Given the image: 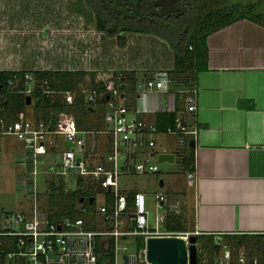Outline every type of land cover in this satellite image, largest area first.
I'll return each mask as SVG.
<instances>
[{
  "label": "built area",
  "instance_id": "1",
  "mask_svg": "<svg viewBox=\"0 0 264 264\" xmlns=\"http://www.w3.org/2000/svg\"><path fill=\"white\" fill-rule=\"evenodd\" d=\"M96 74L102 87L84 86L81 93L85 102L102 115L103 126L99 129L80 127L73 112L67 109L44 118L34 107L36 99L32 96L38 92L52 98L59 96L66 104L74 103L75 92L44 88L30 70L6 82L9 91L31 97L26 108L15 114L17 119L0 117V135L13 136L23 143L18 180L23 191L33 194L29 208L0 212V255L4 254L11 264H151L147 257L149 237L178 235L188 244L191 234L201 233L164 229L163 207L168 200L165 192L155 194L154 204L162 214L152 223L147 193L122 187L135 175H159V134H172L180 145L187 135L196 137L197 131L182 119L161 130L155 122L140 117L148 111L140 107L141 100L149 94L172 92L169 72L156 71L140 82L132 107L127 105V84L122 73ZM102 99L104 108L99 109ZM187 101V110L195 112L194 99L189 97ZM174 110L172 107L169 112ZM39 176L45 189L51 180L62 179L66 188H94L96 195L81 196V215L51 220L39 205ZM188 176L195 178L196 173ZM98 195L101 202L97 201ZM212 234L218 247L212 255L198 247L197 264H264V248L250 253L222 241L223 233Z\"/></svg>",
  "mask_w": 264,
  "mask_h": 264
},
{
  "label": "crops",
  "instance_id": "2",
  "mask_svg": "<svg viewBox=\"0 0 264 264\" xmlns=\"http://www.w3.org/2000/svg\"><path fill=\"white\" fill-rule=\"evenodd\" d=\"M12 1L0 0V70H136L145 75L174 66L173 50L162 58L167 64L151 62L149 43L157 38L151 33H126V44L121 45L117 36L99 31L95 14L84 0L78 12L71 9L85 17L44 18L41 10L50 11L45 5L30 16L28 26L17 29L13 20L18 17L10 12ZM52 33L58 35L55 42L65 55L59 60L53 53L41 56L35 51L49 42ZM21 39L28 57L23 50L21 55L9 52L14 45L23 46ZM208 45L209 67L199 74L197 110L178 116L197 131L196 177L190 182L195 228L211 234L264 233V25L248 18L237 20L213 32ZM133 49L140 51L135 57L130 56ZM139 105L148 109L140 117L155 122L157 113L175 107L174 95L149 94ZM175 147L163 152H173ZM19 170L18 176L20 165ZM163 183L161 188L166 187L164 179ZM122 187L141 190L131 181ZM167 190L176 189L168 186Z\"/></svg>",
  "mask_w": 264,
  "mask_h": 264
},
{
  "label": "trees",
  "instance_id": "3",
  "mask_svg": "<svg viewBox=\"0 0 264 264\" xmlns=\"http://www.w3.org/2000/svg\"><path fill=\"white\" fill-rule=\"evenodd\" d=\"M95 14L96 28L109 36H117L121 45L126 44V33H152L167 40L173 50L174 66L169 70L171 90L175 96V110L156 115V125L164 130L173 125L187 111L188 98L197 103L199 74L209 67L208 37L229 24L248 18L264 25V0L248 3L231 0H86ZM192 47V48H191ZM26 70H0V117L17 119L16 113L27 106V97L11 92L6 82L14 75L21 76ZM43 84L44 88L59 91H73L76 99L73 104H66L61 98L36 93L35 109L44 117L52 112L67 109L76 117L84 129L103 126L102 115L96 108L90 107L84 100L81 90L84 86L101 88L97 74L84 70H30ZM127 93V105L132 107L138 92V84L154 73H145L141 77L136 70H120ZM105 99L99 101V109L104 108ZM181 119V118H180ZM184 120V118H182ZM200 124H198L199 126ZM202 126V125H201ZM179 172L188 175L196 173L195 140L187 135L184 143L178 144L173 151ZM159 174V173H158ZM64 180H51L41 192L39 203L51 220L65 216L81 215L79 203L81 196L96 195V190L83 187L66 188ZM131 195V193H129ZM167 205H164V229L169 231H196L195 213L193 221L187 217L185 206H177V192L167 190ZM89 207L88 203H85ZM222 241L235 248H245L250 253L264 248V233H223ZM198 247L202 252L212 255L215 248V234L200 233ZM140 245H144L139 239ZM4 254L0 255V264H6Z\"/></svg>",
  "mask_w": 264,
  "mask_h": 264
},
{
  "label": "rangeland",
  "instance_id": "4",
  "mask_svg": "<svg viewBox=\"0 0 264 264\" xmlns=\"http://www.w3.org/2000/svg\"><path fill=\"white\" fill-rule=\"evenodd\" d=\"M231 1H237V0H231ZM238 1H241L243 3H248L255 0H238ZM81 3L82 0H73V1L13 0L12 3L10 4L11 5L10 12H15L16 17H18L17 20H13L15 22L14 25L16 26L17 29L20 28L19 26L22 25L23 28L26 25L28 26L29 23L27 21L32 20L30 16L32 14H36V12H38V9L41 8L42 6L44 7L45 5H49L50 11L47 10L45 11V9L44 11L41 10V13H43L44 18L60 17L61 19V16L63 18L65 16V19L68 20L69 18L85 17L83 14L81 15L73 11L76 10L78 12L80 10ZM32 6H33L32 10H30V7ZM9 20L10 19H7V21ZM6 24H8V22H6ZM18 31L19 30H16L15 33ZM19 33L21 32L19 31ZM18 36H19L18 38L22 37V35H18ZM155 36L157 38L154 41H151V43H149L151 49L149 50L150 54L148 57L151 60V62L154 63V65H156V63L165 65L167 64L165 63L166 60H162V58L164 56L166 57L167 54H170L172 48L170 44L167 43L166 39L158 35ZM56 38H58V35L56 33L55 34L52 33L49 38L50 39L49 42L47 44L46 42H44L41 45V47H38V49L36 48L37 50L35 51H37L38 54H40L41 56H47L48 54L53 53L52 57L56 56V58H58L59 60L60 56L64 55V53L63 51L60 52L59 44L55 42ZM157 39H160V42L157 41ZM20 45H23L22 39ZM47 45L49 47L48 49H46ZM22 50H23L22 55L24 54L28 57L27 54L29 51L26 49V46L24 45L21 47L14 45L13 47H10L9 52L13 54L21 55ZM138 52L140 51H138L137 49H133L130 51L131 53L130 56L135 57V55H137ZM158 60L160 61L158 62ZM143 75L144 73L141 72V77ZM157 138H158L157 149L158 151L161 152L172 149L174 146H177L179 144L178 143L179 139L173 136L172 134H159ZM21 148L22 145L20 141H18L13 136L0 135V212L1 213L19 212L23 208H29L33 199V194L28 191H23V188L20 186V181L18 180L19 177L18 175L20 173L18 161L23 156V150ZM158 166L160 171L159 175H135L128 180L131 181L132 184H135V186H137L138 188H140L141 190L147 193V198L149 199L148 209L150 211V218L152 223L155 222V218L157 217V215L160 216L162 214V210L158 209L154 204L155 194L167 190L168 186H171L172 188L176 189L172 191L178 193L176 197L177 206H185L187 209V217L189 221H193L194 192H193V186L190 184V182L194 180V178H190L188 175L179 172V165L177 162L158 163ZM161 178L164 179L166 182L165 188L160 187L159 180ZM123 181L126 182L127 180L123 179ZM37 187L39 191L45 190L43 178L41 176L38 177ZM97 201L98 202L102 201L101 195H98ZM6 264H11V263L7 261Z\"/></svg>",
  "mask_w": 264,
  "mask_h": 264
},
{
  "label": "water",
  "instance_id": "5",
  "mask_svg": "<svg viewBox=\"0 0 264 264\" xmlns=\"http://www.w3.org/2000/svg\"><path fill=\"white\" fill-rule=\"evenodd\" d=\"M31 97H27V103ZM158 162H175L173 152H161L158 154ZM160 187L164 186L163 179L160 180ZM82 197L80 201H83ZM93 197L90 198V202ZM189 243L182 236H151L147 239V257L151 264H197L198 260V236L191 234Z\"/></svg>",
  "mask_w": 264,
  "mask_h": 264
}]
</instances>
